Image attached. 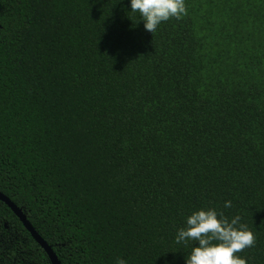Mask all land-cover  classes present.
I'll return each instance as SVG.
<instances>
[{
    "label": "trees",
    "instance_id": "16d2710c",
    "mask_svg": "<svg viewBox=\"0 0 264 264\" xmlns=\"http://www.w3.org/2000/svg\"><path fill=\"white\" fill-rule=\"evenodd\" d=\"M185 5L152 34L131 0H0V193L61 264H185L201 209L264 264V0ZM0 264H52L1 201Z\"/></svg>",
    "mask_w": 264,
    "mask_h": 264
},
{
    "label": "clouds",
    "instance_id": "9594fccd",
    "mask_svg": "<svg viewBox=\"0 0 264 264\" xmlns=\"http://www.w3.org/2000/svg\"><path fill=\"white\" fill-rule=\"evenodd\" d=\"M131 11L139 12L147 32L154 33L162 22L172 18L180 20L187 15L185 0H131ZM231 201L224 207L230 208ZM236 216L230 221L215 209L193 212L185 227L177 230L176 243L198 242L185 257V264H247L236 255L255 245V236ZM115 264H127L117 257Z\"/></svg>",
    "mask_w": 264,
    "mask_h": 264
},
{
    "label": "water",
    "instance_id": "95a60500",
    "mask_svg": "<svg viewBox=\"0 0 264 264\" xmlns=\"http://www.w3.org/2000/svg\"><path fill=\"white\" fill-rule=\"evenodd\" d=\"M0 201L6 204L11 209V211L19 218V220L21 221L25 229L31 234V236L38 243V245H40V247H42V249L46 252L51 263L61 264L60 261L58 260V257L52 250V248L39 236V234L35 231L33 226L30 224L23 210L18 208L14 203L10 201V199H8L2 193H0Z\"/></svg>",
    "mask_w": 264,
    "mask_h": 264
}]
</instances>
